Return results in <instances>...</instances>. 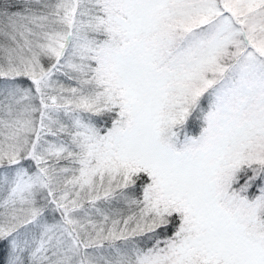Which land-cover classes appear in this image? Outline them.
<instances>
[{
	"label": "snow or ice",
	"instance_id": "6c2138e0",
	"mask_svg": "<svg viewBox=\"0 0 264 264\" xmlns=\"http://www.w3.org/2000/svg\"><path fill=\"white\" fill-rule=\"evenodd\" d=\"M0 264H264V0H0Z\"/></svg>",
	"mask_w": 264,
	"mask_h": 264
}]
</instances>
